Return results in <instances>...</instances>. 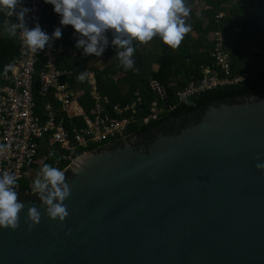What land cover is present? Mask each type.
<instances>
[{
  "label": "water",
  "instance_id": "95a60500",
  "mask_svg": "<svg viewBox=\"0 0 264 264\" xmlns=\"http://www.w3.org/2000/svg\"><path fill=\"white\" fill-rule=\"evenodd\" d=\"M78 157L98 160L66 179L69 215L49 219L39 200L18 198L20 227L0 228V264H264V169L254 166L264 97L210 106L148 148ZM30 206L41 220L28 231Z\"/></svg>",
  "mask_w": 264,
  "mask_h": 264
},
{
  "label": "trees",
  "instance_id": "16d2710c",
  "mask_svg": "<svg viewBox=\"0 0 264 264\" xmlns=\"http://www.w3.org/2000/svg\"><path fill=\"white\" fill-rule=\"evenodd\" d=\"M196 2L205 6L200 15L197 14ZM186 3L190 7V15L186 22L191 24L192 30L186 34L179 48H170L159 37L148 43L134 42L135 65L131 70L125 71L119 65L118 50L115 46L109 44L100 57L85 56L83 49L75 46L76 40H70L69 33L66 36V51L60 56L59 67L73 70L75 73L69 79L72 88L76 91L85 90V95L79 98V102L87 112L95 104L90 96V85L87 79L80 83L76 77L81 71H90L89 65L96 63L102 56L107 59L105 67L93 72L99 93L103 97H108L112 104L124 106L134 102L138 98L137 95H140L143 102L138 107V116L144 118L150 113V104L153 100H158L163 105L151 83L155 82L163 88L167 101L164 104L165 112L157 120L146 125H132L130 135L126 137L129 139L137 136L145 140L146 148L157 137V133L178 134L191 124L198 123L210 106L234 104L255 96L264 97V0H186ZM221 13L225 15L219 19L217 16ZM5 20L6 15L0 13V78L10 73L19 55V41L16 37H9L4 31ZM72 30L73 27L70 25L69 31ZM193 31L197 32L196 39L193 38ZM216 31L224 34L233 73L235 75L247 73V80L179 102L177 92L191 80L198 81L203 75L204 67L212 64L213 43L208 36ZM106 35L111 40V32ZM154 64L157 65V69H153ZM119 74L123 77L116 80L115 77ZM38 100L41 107L42 99ZM126 139L109 144L80 147L73 152L53 144L42 148L37 158L45 156L43 164L48 163L63 170L84 152L113 149ZM50 152H55L56 155L50 157ZM36 166V163H31L29 167ZM70 173L71 170H67L66 176ZM18 184V198L31 194V184L27 177L19 180Z\"/></svg>",
  "mask_w": 264,
  "mask_h": 264
},
{
  "label": "built area",
  "instance_id": "2783aa9c",
  "mask_svg": "<svg viewBox=\"0 0 264 264\" xmlns=\"http://www.w3.org/2000/svg\"><path fill=\"white\" fill-rule=\"evenodd\" d=\"M23 6L31 9L29 29L38 22L42 30L51 35L55 27H61L62 37L53 39L50 48L33 54L23 45L22 33H17L18 58L10 73L0 78V144L8 145L6 151L0 153V174L13 172L19 181L27 177L30 164H37L40 159L37 156L46 146L58 144L61 149L73 152L80 147L120 141L130 135L132 125H146L165 112L166 103L162 99L165 93L155 82L151 86L163 105L153 100L150 113L140 118L138 107L143 102L140 95L124 106L112 104L108 97L99 93L95 74L93 82L87 78L90 96L95 101L94 107L87 112L79 102L85 90L76 91L69 82L74 71L59 67L60 56L66 51L67 34L72 41L79 34L74 28L69 31L70 25L61 26L60 15L53 13V5L44 0H23ZM224 15L221 13L217 17L222 19ZM8 19L17 22L15 15L6 16ZM210 41L213 43L212 64L204 67L198 81L191 80L177 92L179 102L247 80V73H233L224 34L216 31L211 36L210 33ZM38 99H42L41 107Z\"/></svg>",
  "mask_w": 264,
  "mask_h": 264
},
{
  "label": "clouds",
  "instance_id": "9594fccd",
  "mask_svg": "<svg viewBox=\"0 0 264 264\" xmlns=\"http://www.w3.org/2000/svg\"><path fill=\"white\" fill-rule=\"evenodd\" d=\"M53 5V11L60 15L61 26L71 25L78 37L77 48L83 49V55L100 57L109 44L115 46L119 65L125 71L134 68V42L148 43L155 37L172 49H177L186 34L192 30L186 22L190 7L186 0H44ZM23 0H0V13L7 17L16 16L17 22L5 20L4 31L9 37L22 33V43L33 54L51 47L53 39L62 37L61 27H55L49 35L42 30L38 22L29 29L28 13ZM111 32V40L106 33ZM89 74L81 71L77 80L84 83ZM8 145L0 144V153ZM50 152L49 156H55ZM86 157H77L72 169L73 175L83 171ZM253 159L259 160V153ZM264 169V163L254 165ZM71 184L66 181V170L45 163L36 173L30 191L38 197L44 215L49 219L63 222L69 215L63 202L71 195ZM18 177L15 173L4 171L0 174V228L15 230L20 227L19 213L24 203L18 199ZM27 230L40 223L41 213L36 206L27 208Z\"/></svg>",
  "mask_w": 264,
  "mask_h": 264
},
{
  "label": "rangeland",
  "instance_id": "374dc122",
  "mask_svg": "<svg viewBox=\"0 0 264 264\" xmlns=\"http://www.w3.org/2000/svg\"><path fill=\"white\" fill-rule=\"evenodd\" d=\"M195 5H196V10H197V12L198 11H201V10H203V9H205V6H204V4H202V3H200V2H196L195 3ZM198 15H200V13H197ZM213 33V32H212ZM212 33H211V36H212ZM210 36V35H209ZM194 37H196V35L194 36ZM106 61H107V59L105 58V56H102L98 61H96V63H92V64H90L89 65V70L90 71H87V73L89 74V76H88V79L90 80V81H94V73H93V71H98V70H100V69H103L104 67H105V65H106ZM153 69H157V65L156 64H154L153 65ZM92 71V72H91ZM123 77V75L122 74H119V75H117L116 77H115V79L116 80H119V79H121ZM95 81H96V79H95ZM44 160H45V156L44 157H41L39 160H38V162H37V166L36 167H31V170L29 171V174L27 175V180L30 182V184H32V182H33V180H34V178H35V176H36V173L39 171V169L42 167V165H43V163H44ZM73 167H74V159L72 160V162L66 167V168H64L63 170H72L73 169Z\"/></svg>",
  "mask_w": 264,
  "mask_h": 264
},
{
  "label": "flooded vegetation",
  "instance_id": "af4514ba",
  "mask_svg": "<svg viewBox=\"0 0 264 264\" xmlns=\"http://www.w3.org/2000/svg\"><path fill=\"white\" fill-rule=\"evenodd\" d=\"M160 134H162V133H157L156 135L158 136V135H160ZM125 144H131V145H133V146H135V147H141V148H146V146H147V144H146V141L145 140H143V139H140L139 137H137V136H134V137H132V138H129V139H126L125 141H123L121 144H118V146L119 145H125ZM70 175H71V173L70 174H68L67 176H66V179L68 178V177H70ZM25 197L27 198V197H29V198H33V199H38V197L37 196H35L34 194H25Z\"/></svg>",
  "mask_w": 264,
  "mask_h": 264
},
{
  "label": "bare ground",
  "instance_id": "6f19581e",
  "mask_svg": "<svg viewBox=\"0 0 264 264\" xmlns=\"http://www.w3.org/2000/svg\"><path fill=\"white\" fill-rule=\"evenodd\" d=\"M96 160H98V159H87L85 164L83 165V169L86 168L91 163L95 162Z\"/></svg>",
  "mask_w": 264,
  "mask_h": 264
},
{
  "label": "crops",
  "instance_id": "0c3cea01",
  "mask_svg": "<svg viewBox=\"0 0 264 264\" xmlns=\"http://www.w3.org/2000/svg\"><path fill=\"white\" fill-rule=\"evenodd\" d=\"M197 13H200V11H198ZM193 38L196 39L198 37L197 32L193 31L192 32ZM196 35V37H194ZM209 40H210V36H208Z\"/></svg>",
  "mask_w": 264,
  "mask_h": 264
}]
</instances>
